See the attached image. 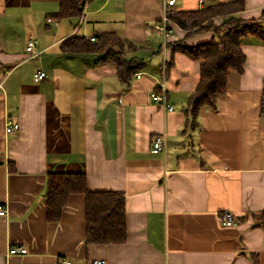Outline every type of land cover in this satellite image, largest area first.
<instances>
[{
  "label": "crops",
  "instance_id": "1",
  "mask_svg": "<svg viewBox=\"0 0 264 264\" xmlns=\"http://www.w3.org/2000/svg\"><path fill=\"white\" fill-rule=\"evenodd\" d=\"M233 0H211L205 7ZM165 0H87L80 17L56 18L60 0H0V264H264V41L242 40L241 74L232 72L218 110L204 107L185 125L201 60L172 53L168 42L186 31L155 28ZM239 13L261 19L264 0H245ZM199 0H176L168 10H196ZM51 19V20H50ZM216 25L223 17H214ZM114 31L136 49L143 66L128 83L100 53H70L68 37ZM205 31L185 38L210 42ZM31 38L37 48L28 52ZM40 71L47 77L38 79ZM140 74V75H139ZM165 83L169 110L152 99ZM8 120L21 128L7 133ZM163 151L153 152L156 135ZM50 172L85 173L92 191L126 194L128 236L120 243L86 241L85 196L72 194L60 220L47 218ZM230 211L235 226L218 214ZM11 245L26 254L9 255Z\"/></svg>",
  "mask_w": 264,
  "mask_h": 264
},
{
  "label": "trees",
  "instance_id": "2",
  "mask_svg": "<svg viewBox=\"0 0 264 264\" xmlns=\"http://www.w3.org/2000/svg\"><path fill=\"white\" fill-rule=\"evenodd\" d=\"M87 0H60L59 11L52 16L62 19L80 17ZM245 0L220 2L196 10H168L170 20L176 22L190 35L214 31L216 37L210 42L195 46L185 44V38L167 43L172 53L182 52L193 59L201 60L200 79L191 93L186 108L185 125L194 127L204 107L218 110L219 96L229 90L232 72L241 74L246 55L242 50V40L254 34L264 41L261 19H245L239 13L245 9ZM223 17V23L216 25L214 17ZM61 47L70 53H100V63H114L123 82L128 83L133 74L143 66L136 58L129 59L128 51L136 49L114 31H103L97 40L84 35L66 38ZM264 114V87L261 98ZM85 196L86 241L88 243H120L128 236L126 221V194L118 190L92 191L88 188L85 173L50 172L47 177L46 205L47 218L58 221L64 213L72 194ZM255 224L264 226V210L254 214Z\"/></svg>",
  "mask_w": 264,
  "mask_h": 264
},
{
  "label": "built area",
  "instance_id": "3",
  "mask_svg": "<svg viewBox=\"0 0 264 264\" xmlns=\"http://www.w3.org/2000/svg\"><path fill=\"white\" fill-rule=\"evenodd\" d=\"M209 1L211 0H199L200 7H205L207 2ZM175 3H176V0H165L164 4L166 8L164 9V15L162 19L158 23L155 24L156 30L158 31V33L162 34L164 38H168V36L173 32V29L170 26V19L167 15V11H168L167 8L174 6ZM91 40H97V36L92 37ZM36 48H37V40L34 38H31L28 42L27 50L28 52L34 53ZM35 54H38V53H34V55ZM45 77H47L46 72L40 71L38 74V79H42ZM157 88H161L162 92L160 93L156 89L153 90L151 94L152 99L157 103H161L164 107L168 108L169 110H172L173 106L166 104V95L164 93V90H166L165 83H162ZM20 128H21V125L19 122L8 120L5 130L7 133H11V132L19 130ZM166 145H167L166 136L162 134L156 135L153 140L152 151L155 153L163 151L166 148ZM6 213H7L6 206H4L3 204H0V217L5 216ZM218 218L220 222L225 226H235L238 224V220L236 216L230 211H225V212L218 214ZM26 253H28V249L25 246H19V245L9 246V250H8L9 255L26 254ZM64 264H74V263L72 261L65 260ZM91 264H107V262L103 258H96L93 260Z\"/></svg>",
  "mask_w": 264,
  "mask_h": 264
}]
</instances>
